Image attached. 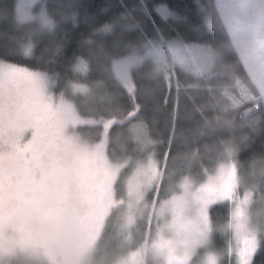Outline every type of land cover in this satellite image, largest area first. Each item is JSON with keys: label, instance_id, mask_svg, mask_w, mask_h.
Listing matches in <instances>:
<instances>
[{"label": "snow or ice", "instance_id": "6c2138e0", "mask_svg": "<svg viewBox=\"0 0 264 264\" xmlns=\"http://www.w3.org/2000/svg\"><path fill=\"white\" fill-rule=\"evenodd\" d=\"M115 7L0 4V264H264V0Z\"/></svg>", "mask_w": 264, "mask_h": 264}, {"label": "trees", "instance_id": "16d2710c", "mask_svg": "<svg viewBox=\"0 0 264 264\" xmlns=\"http://www.w3.org/2000/svg\"><path fill=\"white\" fill-rule=\"evenodd\" d=\"M83 2L90 5V11H95L96 9L101 7L106 2V0H83ZM163 2L170 5L173 9H177L181 11L188 10L189 14L193 17V19H197L200 15H202L203 5L207 3V0H163ZM4 3H13V0H0V4H4ZM111 3L116 6L113 9V11H118L121 0H111ZM77 30H82V29L78 28ZM152 107L153 105L149 104L148 111L144 113L146 117L145 120L146 123L153 119L154 113L152 112ZM161 118H162L161 116L156 117L157 122L155 125H153L154 128L162 127L160 123ZM259 145H260V141L258 139L256 142L257 150H259ZM257 159L259 160V158ZM258 209L260 211L261 216H264V205L258 204Z\"/></svg>", "mask_w": 264, "mask_h": 264}, {"label": "rangeland", "instance_id": "374dc122", "mask_svg": "<svg viewBox=\"0 0 264 264\" xmlns=\"http://www.w3.org/2000/svg\"><path fill=\"white\" fill-rule=\"evenodd\" d=\"M13 2H14V0H13ZM252 211H253V213H255V214H257V215H261V214H260V211H259V209H258V204H257L255 207L252 208Z\"/></svg>", "mask_w": 264, "mask_h": 264}, {"label": "clouds", "instance_id": "9594fccd", "mask_svg": "<svg viewBox=\"0 0 264 264\" xmlns=\"http://www.w3.org/2000/svg\"><path fill=\"white\" fill-rule=\"evenodd\" d=\"M94 264H103V261H102V259H101L99 256H97V257L94 259Z\"/></svg>", "mask_w": 264, "mask_h": 264}]
</instances>
